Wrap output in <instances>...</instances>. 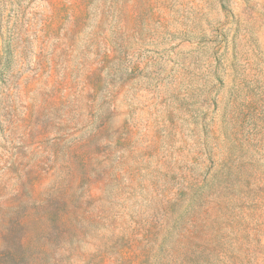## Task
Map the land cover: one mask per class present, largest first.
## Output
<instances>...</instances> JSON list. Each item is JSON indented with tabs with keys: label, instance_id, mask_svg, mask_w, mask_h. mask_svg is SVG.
I'll use <instances>...</instances> for the list:
<instances>
[{
	"label": "rangeland",
	"instance_id": "rangeland-1",
	"mask_svg": "<svg viewBox=\"0 0 264 264\" xmlns=\"http://www.w3.org/2000/svg\"><path fill=\"white\" fill-rule=\"evenodd\" d=\"M0 264H264V0H0Z\"/></svg>",
	"mask_w": 264,
	"mask_h": 264
}]
</instances>
